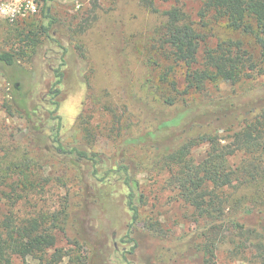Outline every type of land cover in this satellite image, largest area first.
Segmentation results:
<instances>
[{
	"label": "trees",
	"instance_id": "16d2710c",
	"mask_svg": "<svg viewBox=\"0 0 264 264\" xmlns=\"http://www.w3.org/2000/svg\"><path fill=\"white\" fill-rule=\"evenodd\" d=\"M92 1L95 5L99 2ZM138 1L163 18L153 34L156 38L154 48L161 50L162 55L157 57L163 64L158 63L160 71L155 75L156 81L148 86L140 83V78L135 80L136 71L124 65L126 75L127 70L130 72L125 76L127 92L131 101H136L148 114L149 122L137 131L131 123L126 133H121L123 124H119L113 155L81 145H66L63 141L65 116L60 111L66 98L67 48L62 49L61 56L53 58L57 65L52 60L49 63L48 74L52 79L48 87L35 84V74H30L21 65L22 58L28 55V48L34 53L32 59L38 53L49 52L47 42L42 38L47 35L48 27L43 26L40 31L29 34L22 31L17 47L0 46V72L8 83L4 106L9 114H19L27 123L26 139L13 152L18 154L5 165L3 156L0 157V179L5 181L14 171L18 173L20 177L11 187L15 192L18 187L36 186L34 180L39 174H35L34 168L38 170L50 161L73 170L83 190L84 202L78 204L80 207L72 219L66 218L73 230L70 243L75 248L85 245L91 250L89 255L82 256L75 254L73 248L56 246L52 229L57 225V214H40L22 220L11 215L0 222V264H14V258L18 256H33L40 264H61L66 257L67 264H91L88 258L97 255L99 240L87 231L84 213L89 204L99 201L96 188L100 190L104 185L120 183L124 186L130 213L128 233L133 234L140 228L147 195L138 177L139 161L142 160L133 156L135 148L151 152V156L148 154L151 165L170 171L168 185L178 190L179 196L205 221L204 255L202 259H192V264H217V247L223 241L233 244L236 249L251 245L257 250L259 264H264V203L250 198L252 202L243 205L226 191L239 182L264 180L262 160L237 168L229 163V157L237 151L252 155L264 153V84L220 96H211L207 88L208 83L219 80L235 85L244 79L264 75V0H201L197 17H192L177 3L162 8L163 3L170 0ZM210 15L241 36L219 38L215 44H205L211 35L207 20ZM202 27H207L208 32L201 30ZM247 36L250 46L244 38ZM116 48L122 59L125 48L119 44ZM180 64L187 70L184 90L179 89L177 81L171 77L174 67ZM139 87L145 96L143 100L135 96ZM190 89L193 95L202 98L188 99ZM85 101L87 99L83 100V105ZM233 130L229 136L231 140L222 143L221 132ZM202 143H210V148L205 159L195 162L192 150ZM12 151L9 149L6 153ZM260 187L264 188V182ZM7 195L13 199L11 194ZM46 223L50 225L46 226ZM157 225L161 224L150 223L144 228L154 237L169 241ZM192 238L176 239V243L170 245L153 244V260H159L164 254L169 259L186 255L194 247ZM131 241L134 244L130 251L134 252L139 243L135 238ZM51 249L53 251L49 253ZM121 252V263L129 264L124 251Z\"/></svg>",
	"mask_w": 264,
	"mask_h": 264
},
{
	"label": "rangeland",
	"instance_id": "374dc122",
	"mask_svg": "<svg viewBox=\"0 0 264 264\" xmlns=\"http://www.w3.org/2000/svg\"><path fill=\"white\" fill-rule=\"evenodd\" d=\"M2 1L9 0H0V3ZM34 1L37 11L26 17L9 20L0 13V46L8 49L17 47L22 31L29 34L40 31L43 26L48 27V36L44 34L42 38L47 42L49 52L38 53L32 59L34 53L28 48V55L22 58L21 65L30 74H35V84L41 83L40 87H48L52 79L48 74L49 63L52 60L57 65L58 62L53 58L61 56L62 49L67 48L64 67L66 98L60 111L65 116L63 141L66 145H81L113 155L120 132L119 124H123L121 133H126L131 123L134 131H137L145 128L149 122L148 114L136 101H131L133 99L127 92L125 76L130 72L127 70L126 75L124 65L127 64L136 71L135 80L140 78L139 82L143 85L148 86L156 81L155 75L160 71L158 63L163 62L157 57L162 54L160 49L154 48L156 38L153 34L162 21V16L151 12L138 0H99L97 5L92 0ZM172 3L182 5L192 17H197L201 7V0H170L164 2L162 8H167ZM207 20L210 22L211 35L205 44H215L219 38L241 36L239 32L226 28L222 20L213 19V15L208 16ZM201 30L208 32L207 27H202ZM244 38L250 46L249 37ZM117 44L125 48L122 59L119 57ZM186 72V66L180 64L171 73L181 90L187 87ZM260 84H264V75L244 79L235 85L219 80L208 83L207 88L211 96H220ZM7 86V80L0 72V157L3 156L4 165L18 154L13 153L14 149L19 148L26 139L27 132L25 118L19 114H9L4 106L8 96ZM189 91L188 99L202 98L193 95L191 89ZM138 92L141 94L136 93L135 96L138 100H143L145 96L140 87ZM84 99L87 102L83 105ZM45 115L48 116V113ZM238 128L239 125L235 127ZM233 132L234 130L221 132L222 143L231 140L229 136ZM209 148L210 143L195 146L191 153L195 162L205 159ZM9 149L13 151L6 153ZM148 154L151 156V152L145 149L133 150V156L142 160L139 161L138 177L147 195V203L142 207L140 228L133 234L128 233L130 213L126 207L124 186L117 183L104 185L100 190L96 188L99 201L89 204L86 214L84 213L86 216L83 215L87 231L99 240L97 255L88 258L91 264H123L120 260L121 251H124L129 264H192V259H202V248L207 241L206 231L203 229L204 219L198 217L194 207L179 196L178 190L168 185L170 171L159 165H151ZM260 160L264 161V153L252 155L237 151L229 157V163L234 168L252 161L258 163ZM34 171H37L35 174H39V177L34 180L36 186L29 189L18 187L15 192L12 191L13 181L20 177L15 171L5 181L0 179V222L11 215L22 220L30 216L39 217L40 214H57L59 219L52 229L56 236V246L73 248L75 254L80 253L82 256L89 255L91 250L85 245L75 248L70 243L73 230L66 222V218L72 219L80 207L78 204L83 205L84 202L83 190L75 179L74 171L52 161L38 170L34 168ZM263 182L264 180L239 182L226 191L243 205H249L251 199L264 203V188L260 187ZM7 194H11L13 199ZM150 223H160L157 228L163 231L162 236L166 234L169 237V241L147 232L144 226ZM45 225L49 226L50 223ZM132 237L139 243L134 252L130 251L134 244ZM189 237H193L194 247L186 255H175L169 259L164 254L159 260H153V244L164 242L165 245H170L176 243V239ZM52 251L49 250V253ZM256 252L251 245L236 249L233 244L223 241L217 247L216 263L259 264ZM67 262L68 257L61 264ZM14 264H40V261L33 256H18L14 258Z\"/></svg>",
	"mask_w": 264,
	"mask_h": 264
},
{
	"label": "built area",
	"instance_id": "2783aa9c",
	"mask_svg": "<svg viewBox=\"0 0 264 264\" xmlns=\"http://www.w3.org/2000/svg\"><path fill=\"white\" fill-rule=\"evenodd\" d=\"M36 11L37 5L34 0H9L0 3L1 16L9 20L23 18Z\"/></svg>",
	"mask_w": 264,
	"mask_h": 264
},
{
	"label": "clouds",
	"instance_id": "9594fccd",
	"mask_svg": "<svg viewBox=\"0 0 264 264\" xmlns=\"http://www.w3.org/2000/svg\"><path fill=\"white\" fill-rule=\"evenodd\" d=\"M5 11H7V10H5Z\"/></svg>",
	"mask_w": 264,
	"mask_h": 264
}]
</instances>
